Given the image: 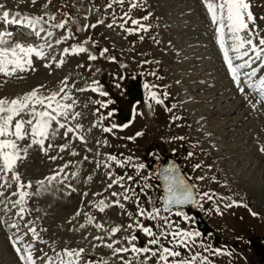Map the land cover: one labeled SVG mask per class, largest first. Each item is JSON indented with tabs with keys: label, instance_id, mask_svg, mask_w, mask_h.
Returning a JSON list of instances; mask_svg holds the SVG:
<instances>
[{
	"label": "rangeland",
	"instance_id": "obj_1",
	"mask_svg": "<svg viewBox=\"0 0 264 264\" xmlns=\"http://www.w3.org/2000/svg\"><path fill=\"white\" fill-rule=\"evenodd\" d=\"M1 11L35 18L46 38L0 27V109L16 113L0 121V264H264V103L231 73L259 90L263 70L245 73L264 64V0H0ZM131 78L143 104L127 96ZM213 85L237 110L211 112L233 106L203 99ZM169 154L196 188L191 213L162 211Z\"/></svg>",
	"mask_w": 264,
	"mask_h": 264
},
{
	"label": "water",
	"instance_id": "obj_2",
	"mask_svg": "<svg viewBox=\"0 0 264 264\" xmlns=\"http://www.w3.org/2000/svg\"><path fill=\"white\" fill-rule=\"evenodd\" d=\"M128 97L134 104L144 102V92L142 83L130 80L128 84ZM124 122L130 120L129 113L123 116ZM158 180L161 184L163 212L167 213L172 208H181L186 212H191L197 204V192L193 184L184 172L180 162L173 155L164 158L158 165ZM201 231L207 229V224L199 212L194 213Z\"/></svg>",
	"mask_w": 264,
	"mask_h": 264
},
{
	"label": "bare ground",
	"instance_id": "obj_3",
	"mask_svg": "<svg viewBox=\"0 0 264 264\" xmlns=\"http://www.w3.org/2000/svg\"><path fill=\"white\" fill-rule=\"evenodd\" d=\"M4 14H5V16H3V19L4 20H7L8 21V23L9 24H11V25H13V26H17L18 28H19V21H17V20H15V16L13 15V14H11V13H5L4 12ZM1 18V17H0ZM32 23H31V26H33V24L35 23L34 21H31ZM1 34H2V36L4 35V36H6L7 34H3L2 32H1ZM32 36H30V38L32 37H34V41L35 42H37L39 39H45L46 37H42L41 38V33L40 32H37V30H34V29H32ZM2 36H0L1 38H3ZM40 37V38H39ZM44 43V45H45V42H43ZM221 48V47H220ZM222 48H228V52L226 51V52H223V55L225 56L226 54L229 56V58L228 59H230L231 60V62L229 63V65H227V67L228 66H231L232 64H233V62L234 61H236V59H237V57H236V55H234L233 54V50H230L229 49V47H226V46H222ZM223 50V49H222ZM0 52H3V51H0ZM197 61V60H196ZM194 63V65L196 66V64H195V62H193ZM227 64V63H226ZM248 65H249V61H247V62H244V63H241L240 64V66H241V68H245V67H248ZM185 67V66H184ZM63 68V67H62ZM205 70L204 71H200V70H196V74L195 75H193V76H191L189 79H186L185 81H186V83L188 82V80H194V79H198V78H203L204 77V74H203V72H205V73H210V71H211V69L210 68H208V67H206V68H204ZM237 69V68H236ZM235 68L234 69H232L231 70V73L233 74V77H235L236 78V81L234 82V84H236V85H238V87H236V88H240L241 86L243 87L244 86V88L246 89V91L248 92V94H251V96L252 97H257L256 99L258 100V103L259 102H262V103H264V99H259V98H262V96L260 95V93L259 92H257V91H252V92H250L249 91V89H250V87H245L246 85L244 84V82H245V80L244 79H242V76L240 77L238 74H237V71L238 70H236ZM248 69V68H247ZM257 70H263V71H261V72H263L262 73V75L260 76V78L258 79V81L256 82L257 84L258 83H260V84H263L264 83V64H260L258 67H256L255 69H252V70H250V73H248L247 71H246V78H248V77H250L251 75H253V74H256L257 73ZM67 73V72H66ZM248 73V74H247ZM67 75V74H66ZM248 76V77H247ZM243 77H245V75L243 76ZM199 80V79H198ZM243 80H244V82H243ZM202 81H203V79H202ZM205 81V80H204ZM205 84L203 85V86H199L198 87V89H205V90H208V89H210V86H212L210 83H209V80H207V81H205L204 82ZM255 83V84H256ZM236 85H234V86H236ZM213 86H215V85H213ZM216 88H215V91H214V94L213 95H209V96H205L203 99L205 100V99H210V101H213L214 99H216V98H219V99H222V100H224V101H229L230 102V100H232V98H233V94L232 95H230V89L227 87V86H215ZM249 88V89H248ZM232 89H234V88H232ZM262 89H263V91H264V84H263V87H262ZM234 91V90H233ZM209 92V91H208ZM236 92V94H238V92L237 91H234L233 93H235ZM254 92V93H253ZM206 101H209V100H206ZM246 102V101H245ZM3 104V103H2ZM232 104H233V106H232V108L230 109V110H227V108H226V106H222L221 107V109H213L211 112H213V114L214 115H219L220 113H222V115H225L226 114V116L230 113V111H232V110H237V106H239L238 104H237V102L236 101H233L232 100ZM263 105V104H262ZM28 106L29 107H31V108H33V106L30 104H28ZM27 106V107H28ZM264 106V105H263ZM26 107V108H27ZM35 108H34V110H32V109H30V111L32 110V113L37 117V119L36 120H38L39 121V119H44V114H43V112H46V111H40V110H38V107H37V105H35L34 106ZM25 108V109H26ZM49 108V107H48ZM214 108V107H213ZM25 109L23 110V111H25ZM263 109V108H262ZM6 110V109H5ZM2 111H4V109H0V121H6V122H9L10 123V121L9 120H13V118H15L16 117V113H13L12 111H11V113H8V114H3L2 113ZM22 111V112H23ZM252 110H250V112H251ZM21 112V113H22ZM48 113V112H47ZM9 114H10V116H12V117H10L9 116ZM58 113H55V116H58L57 115ZM246 115H248L247 113H246ZM245 114H244V116H242L243 118H242V120L245 118V116H246ZM21 116H23V115H21ZM51 116V115H50ZM52 117V116H51ZM225 117V116H224ZM5 118V119H4ZM7 119V120H6ZM30 120V119H29ZM47 120V119H46ZM233 120H236L235 118H233ZM241 120V118H238L237 117V125L239 124V121ZM245 120V119H244ZM45 121V120H44ZM36 122V121H35ZM34 122V123H35ZM43 122V121H42ZM40 124V123H39ZM48 124V123H47ZM225 124H226V126L228 127V125H230L231 126V124L229 123V116H228V121H225ZM45 125V124H44ZM37 126H39V125H37ZM229 126V127H230ZM244 126H246V124H244ZM243 126V127H244ZM240 130H242V129H240ZM235 132V131H234ZM236 134V137L238 136V132H236L235 133ZM241 136V135H240ZM0 137H2L1 135H0ZM20 137V136H19ZM24 138V137H23ZM22 138V139H23ZM25 139V138H24ZM19 140V139H18ZM21 140V139H20ZM10 148H12V147H10ZM13 149H14V147H13ZM18 149V148H17ZM37 207V206H36ZM41 207V206H40ZM8 211V210H7ZM40 211V213L43 211H41V210H39ZM3 214H5L3 211H1L0 210V218L2 219L4 216H3ZM209 260L208 259H206V260H204V262H208ZM210 263H211V261H210Z\"/></svg>",
	"mask_w": 264,
	"mask_h": 264
}]
</instances>
